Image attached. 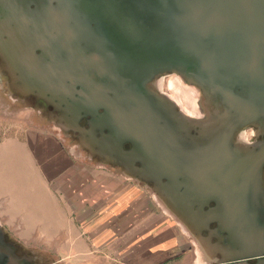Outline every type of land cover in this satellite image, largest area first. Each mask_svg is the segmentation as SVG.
Masks as SVG:
<instances>
[{"label": "water", "instance_id": "obj_1", "mask_svg": "<svg viewBox=\"0 0 264 264\" xmlns=\"http://www.w3.org/2000/svg\"><path fill=\"white\" fill-rule=\"evenodd\" d=\"M45 14L46 56L69 48L65 83L60 91L45 83L43 55L33 50L34 62L43 60L26 64L4 48L9 73H20L11 88L64 94L52 102L68 125L85 112L92 125L108 126L101 137L82 132L88 146L123 167L141 162L127 179L154 182L155 202L200 255L264 264V0H0V33L35 30ZM76 54L84 55L78 64ZM168 73L201 94L200 123L159 93L155 80ZM4 235L0 224V258L16 260Z\"/></svg>", "mask_w": 264, "mask_h": 264}, {"label": "crops", "instance_id": "obj_2", "mask_svg": "<svg viewBox=\"0 0 264 264\" xmlns=\"http://www.w3.org/2000/svg\"><path fill=\"white\" fill-rule=\"evenodd\" d=\"M72 160L46 140L0 143V213L77 262L179 264L185 244L145 189Z\"/></svg>", "mask_w": 264, "mask_h": 264}, {"label": "rangeland", "instance_id": "obj_3", "mask_svg": "<svg viewBox=\"0 0 264 264\" xmlns=\"http://www.w3.org/2000/svg\"><path fill=\"white\" fill-rule=\"evenodd\" d=\"M3 51V49H0ZM4 72L8 74L10 77V73L8 70L4 69ZM5 74V75H6ZM164 74L158 77L155 80V86L159 93L164 95L166 98L171 99V101H175L177 105L181 107V109L186 112L187 110L191 112L192 119L196 120L200 123L204 119V111L198 108L197 99H199V95H201L194 87H189L187 83L177 74V77H165ZM175 75V74H174ZM11 85L8 86V89L11 91ZM4 86L0 85V143L7 141H16V139H20V142L27 144L29 141L33 143L38 140H46L52 143H58L59 147L62 148L70 160L82 162L90 168L96 167L99 170L107 171L109 173H114L118 176H121L127 179L125 171L122 170L123 165L114 164L113 161H88L89 158L83 151L82 148H85L89 151H92L93 147L88 146L85 141V136L81 135L79 131L73 125H68L64 121L63 112L61 117L53 120L54 125L50 127L43 121L42 118L38 117L37 113L33 112L31 109L22 106V103H14L7 99L4 96ZM170 92V93H169ZM12 93V92H11ZM168 93L170 95H168ZM35 95V94H34ZM21 99H25L27 96L18 95ZM37 96V95H36ZM39 97V96H38ZM42 98V97H40ZM49 104L54 105V103L50 99L44 98ZM22 104V105H21ZM55 106V105H54ZM59 108V107H58ZM83 112L78 113V120L80 121L82 118ZM77 120V124L78 121ZM44 124L48 127H44ZM70 131L74 132L73 134ZM100 136V135H99ZM79 140L77 142V139ZM243 138L246 142L251 143L254 142L257 138L255 136V128L249 127L243 131ZM261 137L260 139H263ZM129 142V141H128ZM82 148H81V147ZM123 146V145H122ZM84 159V160H83ZM72 160V161H73ZM136 183L145 189L153 199L159 196L156 191V186L153 181L149 182H135L133 179H127ZM163 181V180H162ZM164 182V181H163ZM153 185L154 187H152ZM155 201V200H154ZM5 202L2 203L0 200V206L4 207ZM156 209L161 212L165 219L169 221L174 227H176L179 231V235L181 237V242L185 244V251L182 256L179 257V264H223V257L220 254L211 256H202L197 251L194 243L193 237L186 233L181 224L172 219L170 216H167L162 208L155 202ZM18 217L12 215L11 213H0V224L4 230L5 239L9 238L11 241L17 243L18 245L25 247L31 251H34L38 254H45L48 258L58 261L61 264H86L83 262H77L74 260H70L66 256L63 255V252L59 253V247L57 246H48L46 245V231H41L40 229H23L22 225L18 221ZM215 225V224H214ZM17 227V228H14ZM217 227V225H216ZM215 227V228H216ZM211 228V229H215ZM203 236H208L207 233H203ZM216 240H213L215 243ZM10 247H12L15 253L14 244L10 242H6ZM16 254V253H15ZM229 262V261H226ZM258 264V263H257Z\"/></svg>", "mask_w": 264, "mask_h": 264}, {"label": "flooded vegetation", "instance_id": "obj_4", "mask_svg": "<svg viewBox=\"0 0 264 264\" xmlns=\"http://www.w3.org/2000/svg\"><path fill=\"white\" fill-rule=\"evenodd\" d=\"M44 19H45L44 20L45 29L43 30L35 29L32 31L31 30L29 31L33 35V38L31 40V47H33V50L35 51L37 55H43L45 58V62L43 66L44 75H45V83L47 82L49 87H53L54 89L58 88V90L60 91L61 85L65 83V79H66L67 64H68L67 58L70 56V55H67L66 52L67 50H69V48L67 49L66 47H60L59 48L60 52H56L54 54H48L46 56V14L44 15ZM37 26H40V25L38 24ZM7 34H5L4 32L0 33V49L10 48L12 50L11 51L12 57H14L16 56L17 52L14 53L13 50L14 49L17 50V47H18L17 45L19 43L17 41L14 42L12 38L7 36ZM25 43H26L25 40H23L22 44L24 45ZM80 50H83V49H80ZM80 56H84V55H80V54L75 55L76 57L75 62L77 64H78V57L80 59ZM6 60H7V56L4 54V51L0 50V85L5 87L4 96H6L7 99H9L10 101H13L14 103H22L23 104V105L21 104L22 106L31 109L34 113L36 112L38 117L42 118L43 121H45L47 125L52 127L54 125L53 120H56V118H59L62 115L61 108H58L57 106L49 104L44 98H40L34 94H28L25 97V99H21L18 96L20 95L19 90H17L14 87L11 88V91H10L8 89V86L9 85L16 86L19 83L18 76H20V73L18 69H15L14 75L16 77L14 76L12 77L11 74L9 77L8 74L4 72V69L8 70L7 69L8 67L6 65ZM165 77H177L178 78L176 73H168L167 75H165ZM73 83L76 85H80L82 82L80 81V79H76ZM169 93L168 95H170ZM48 99H50L51 101H61L66 98L64 94H59V95L54 94L53 97L48 98ZM174 104L176 106V110H175L176 114L179 113L185 117L193 118L190 115L191 112H189L188 110L184 112L181 109V107L177 105L178 102L176 104V102L174 101ZM97 113L102 114L104 113V110L98 108L96 111V114ZM92 119H93L92 115L83 112L82 118L80 121L78 120L79 122L77 124V131H79L80 135H81V132H88V133L97 134V135L109 134L108 126L92 125ZM190 122H193V121L190 120ZM46 124H44V127L46 126ZM70 133L73 134L74 132L70 131ZM78 141L79 140L77 139V142ZM122 149L125 153H129L133 150V144L131 142L126 141L123 143ZM82 151L89 157L87 158L89 160H85L86 162L88 161H92V162L93 161L95 162L116 161L115 157L111 155L110 152L106 155L99 146L93 147L92 151L82 148ZM125 165L127 166H124L121 169L128 172L129 174L140 173L143 168V165L141 162L131 161L130 158L128 161H125ZM151 186L154 187L153 185ZM204 210H208V208L206 207L204 208ZM215 227L216 225L213 224L211 225L210 228H215ZM5 241L14 244L17 259L11 260V259L6 258L5 260L2 261L0 258V264H61L58 261L48 258L45 254H38L25 247H22L18 245L17 243L11 241L9 238H6ZM257 263H258V260L256 258H251V259H244V260H237V261H229L223 264H257Z\"/></svg>", "mask_w": 264, "mask_h": 264}, {"label": "bare ground", "instance_id": "obj_5", "mask_svg": "<svg viewBox=\"0 0 264 264\" xmlns=\"http://www.w3.org/2000/svg\"><path fill=\"white\" fill-rule=\"evenodd\" d=\"M36 18H37V20H39L40 21V19H42L43 20V22L42 23H40V25H42L41 26V28L42 29H39L40 28V26H38V28H36V29H38V30H43V29H45V24H44V16L42 17V16H40V15H37L36 16ZM38 18H40V19H38ZM30 30H27V31H13L12 32V34H11V36H10V38H12L13 39V41L15 42V41H17L19 44L17 45L18 47H17V50H18V53L20 54V56H21V60L24 62V63H26V64H28V63H30L31 64V62H29L31 59L33 60L32 62L34 63V64H39L40 63V61H42L43 59H40L39 58V60L37 61V62H34L35 61V58H34V56H33V47H31V40H32V38H33V35L31 34V32H29ZM32 31V30H31ZM23 40H25V44L23 45L22 44V42H23ZM33 53V54H32ZM157 87V86H156Z\"/></svg>", "mask_w": 264, "mask_h": 264}]
</instances>
